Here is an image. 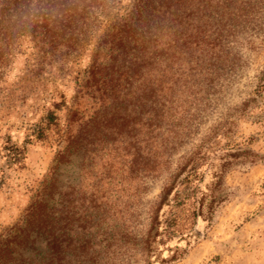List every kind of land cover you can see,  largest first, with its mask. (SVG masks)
Masks as SVG:
<instances>
[{
    "label": "rangeland",
    "instance_id": "rangeland-1",
    "mask_svg": "<svg viewBox=\"0 0 264 264\" xmlns=\"http://www.w3.org/2000/svg\"><path fill=\"white\" fill-rule=\"evenodd\" d=\"M95 42V38L83 42L80 52L49 65L43 63L45 53L32 39L14 43L0 79V233L24 219L59 150L57 134L29 140V127L53 108V101L65 99L57 110L65 130L56 131L68 137L70 150L55 170V198L71 196L79 213L93 205L94 213L110 223L102 227L115 224L117 231H123L129 225L125 219L140 212L145 215L170 173L188 159H203L201 171L209 163L220 166L228 159L216 185V194L226 200L212 219L198 220L188 244L181 242L188 251L176 264H264V92L254 93L264 70V26L242 30L230 45L227 67L211 86L202 84L197 96L186 88L174 91L172 132L169 137L162 135L170 141V165L154 178L144 177L138 168L136 80L119 76L111 82L109 74L104 87L86 81ZM108 72L102 69L98 76ZM8 141L26 147L22 167L9 164L4 151ZM240 148L244 151L237 158L225 157L229 149ZM256 153L262 160L252 163L251 155ZM206 182H211L209 176ZM132 230L134 242L145 225L139 223ZM96 242L106 246L109 241L102 234ZM122 245L123 249L115 246L105 264H143L126 250L124 240Z\"/></svg>",
    "mask_w": 264,
    "mask_h": 264
},
{
    "label": "trees",
    "instance_id": "trees-1",
    "mask_svg": "<svg viewBox=\"0 0 264 264\" xmlns=\"http://www.w3.org/2000/svg\"><path fill=\"white\" fill-rule=\"evenodd\" d=\"M262 26L264 0H0V79L16 40L35 41L45 53L43 63L49 65L80 52L83 42L95 38L86 81L104 87L110 75L111 82L119 76L136 80L138 168L144 177L154 178L170 165V141L162 135L172 132L174 91L186 88L197 96L202 84L211 86L227 67L230 45L242 30ZM102 69L109 71L106 76H98ZM259 79L257 95L264 92V70ZM65 103L53 101V108L29 127V140L57 134L59 150L24 219L0 233V264H105L115 246L123 249V240L143 264H176L188 251L181 242L188 244L198 220L212 219L226 200L216 194V185L230 161L209 163L201 171L203 159H188L170 173L145 215H130L123 231L115 224L102 227L110 223L94 213L93 205L79 213L71 196H54L55 170L70 150L68 137L56 131L63 128L57 110ZM4 151L10 165L22 167L25 146L8 141ZM229 151L225 157L237 158L244 150ZM251 158L252 163L262 160L257 153ZM208 176L211 182H206ZM139 223L145 231L131 242ZM102 234L108 238L106 246L96 242Z\"/></svg>",
    "mask_w": 264,
    "mask_h": 264
}]
</instances>
